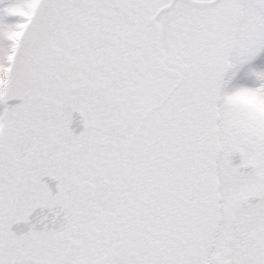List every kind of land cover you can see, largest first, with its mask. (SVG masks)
<instances>
[{
  "label": "snow or ice",
  "instance_id": "6c2138e0",
  "mask_svg": "<svg viewBox=\"0 0 264 264\" xmlns=\"http://www.w3.org/2000/svg\"><path fill=\"white\" fill-rule=\"evenodd\" d=\"M261 51L264 0H0V264H264Z\"/></svg>",
  "mask_w": 264,
  "mask_h": 264
},
{
  "label": "rangeland",
  "instance_id": "374dc122",
  "mask_svg": "<svg viewBox=\"0 0 264 264\" xmlns=\"http://www.w3.org/2000/svg\"><path fill=\"white\" fill-rule=\"evenodd\" d=\"M258 57L261 59L259 63H248L246 65H243L240 70L237 72L238 76L244 75L245 73H250L253 70L256 71H262L264 70V51H261V53L258 55Z\"/></svg>",
  "mask_w": 264,
  "mask_h": 264
},
{
  "label": "flooded vegetation",
  "instance_id": "af4514ba",
  "mask_svg": "<svg viewBox=\"0 0 264 264\" xmlns=\"http://www.w3.org/2000/svg\"><path fill=\"white\" fill-rule=\"evenodd\" d=\"M260 60H261V59H260L258 56H257L255 59H253V61L256 62V63H257V62L259 63ZM259 64L261 65V63H259Z\"/></svg>",
  "mask_w": 264,
  "mask_h": 264
},
{
  "label": "clouds",
  "instance_id": "9594fccd",
  "mask_svg": "<svg viewBox=\"0 0 264 264\" xmlns=\"http://www.w3.org/2000/svg\"><path fill=\"white\" fill-rule=\"evenodd\" d=\"M258 107H260V106H258ZM261 110L264 111V107H262Z\"/></svg>",
  "mask_w": 264,
  "mask_h": 264
}]
</instances>
